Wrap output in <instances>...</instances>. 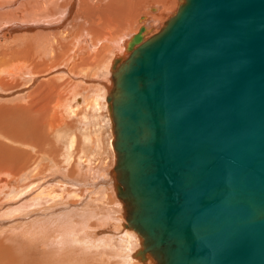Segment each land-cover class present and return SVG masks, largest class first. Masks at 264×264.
Listing matches in <instances>:
<instances>
[{
    "label": "water",
    "instance_id": "water-1",
    "mask_svg": "<svg viewBox=\"0 0 264 264\" xmlns=\"http://www.w3.org/2000/svg\"><path fill=\"white\" fill-rule=\"evenodd\" d=\"M144 30L113 58L107 95L138 254L264 264V0H181Z\"/></svg>",
    "mask_w": 264,
    "mask_h": 264
},
{
    "label": "bare ground",
    "instance_id": "bare-ground-1",
    "mask_svg": "<svg viewBox=\"0 0 264 264\" xmlns=\"http://www.w3.org/2000/svg\"><path fill=\"white\" fill-rule=\"evenodd\" d=\"M134 1L136 0H89L87 3L84 0V4L88 5L83 6L81 0H0V111L9 109V112L19 115L24 111L33 117V122L35 113L41 111L36 114L45 122L48 115L60 122L65 113L76 105L79 106L75 108H79L91 104L94 111L101 110L99 116L105 120L109 117L112 121L107 95L113 81L110 77L113 58L116 55L126 56L127 40L142 26H145L143 33L160 29L181 0H174L176 6L166 19L162 18L165 10L163 13L158 11L161 2L166 6L171 0H155L146 5V11L137 17L130 14V6ZM81 7L88 14L94 15V19L88 15L86 19L82 17L79 11ZM161 20L163 22L160 26L157 21ZM99 23L100 31H93ZM86 24L89 28L85 27ZM134 24L137 25L136 28ZM12 96L19 101L15 100L13 103L10 98ZM5 101L8 104L2 103ZM10 102L14 105H9ZM27 114L24 118H30ZM28 123L30 124L29 121ZM8 126L11 127L10 124ZM32 127L36 129V126ZM5 130L13 139L15 130L7 126ZM69 144L72 145V141ZM56 171L62 177L59 183H68L65 188L50 186L48 179L42 175L38 176L40 181L32 186V179L24 171L20 175H23L25 183L22 181L20 185V179L16 178L19 189L6 192L2 197V190L13 180L10 178V171L0 165V255L7 258L3 264H82L86 257L87 260H94L95 264H129L131 262L128 263V260L133 255L142 264L146 261L147 264L152 263L147 260L148 257L156 264L149 253H144V258L138 254V251H142L141 237L127 226L125 202L119 195V184L113 167L107 173L101 172V168L94 169L93 178L98 179L92 182L88 173L77 181L70 175H76L78 171L68 168L70 173L65 168H57ZM62 172L69 176H64ZM48 176L52 178L56 175ZM106 179L113 183L121 202L119 204L118 201L116 207L121 209L122 205L123 211L115 207H100L99 201L92 206L84 203L76 206L77 203L73 205L69 201L75 195L77 198L82 195L85 197L84 193H87L84 189L80 192L76 188L79 191L76 194V190L72 191L69 185L80 186L82 182H90L89 184L94 183L98 187L105 185ZM46 182L48 184L45 185ZM41 188L43 189L39 191ZM99 193L95 198L103 201L108 192ZM32 225L33 231L28 230ZM58 234L61 237V240L57 238L59 247L63 248L60 254L52 251ZM48 235L50 236L47 237ZM46 240L49 244L52 242V245L48 248L40 247L39 244ZM130 255L132 256L129 257Z\"/></svg>",
    "mask_w": 264,
    "mask_h": 264
},
{
    "label": "rangeland",
    "instance_id": "rangeland-1",
    "mask_svg": "<svg viewBox=\"0 0 264 264\" xmlns=\"http://www.w3.org/2000/svg\"><path fill=\"white\" fill-rule=\"evenodd\" d=\"M136 1H134L135 5L133 4L130 6V14H132L133 17H137V16L141 15L142 13H144L146 11V5L152 4L155 2V0H151V1H149V0H143V1L138 0V2L136 3ZM175 2L176 1L171 0V3L166 4V6L163 4V2H161L160 10L158 11V13L160 11H161L160 13H163L165 10V14L162 15L163 19L164 18L166 19L169 16V14L171 13V11H173V9L176 6V5H174ZM87 3H89V0H87ZM81 4L82 5L84 4V0H81ZM142 4H143V6H142ZM86 5H88V4H84L83 6H86ZM162 5H164V6H162ZM161 8H163V9H161ZM165 8H167V9H165ZM79 11L82 14V17H85V19L88 16H92V18L95 17L92 14H88L84 8L82 9V7L79 9ZM162 20L157 21L160 24V26L163 22ZM99 26H101L100 23L97 24V27H95L93 29V31H96V30L100 31ZM133 26H134V28L137 27V25H135V24ZM138 26H139V24H138ZM85 27L89 28L88 24H86ZM158 29L159 28H156L155 31L157 32ZM155 31L143 33V35H144L143 40H145L147 37H149L150 35L155 33ZM0 42H2V40H0ZM135 46H136V44H135ZM10 98H11V100H13L12 101L13 103H15L14 102L15 100H18L17 97H14L15 99L13 98V96ZM7 100H10V99H7ZM18 101H16V102H18ZM12 102H10L9 105H11V104L14 105ZM2 103L8 104L7 101L2 102ZM76 106L78 107L79 105H76ZM75 107L71 111L66 112L63 119L60 120V122L53 120V117H50L49 115L47 116V119H46L47 122H45L44 119H42L40 117V115H38L41 113V111L36 112L38 114L35 113V119H34L35 121L34 122L32 121L33 117L31 115H29V113L28 114H27V112L25 113L24 111L21 112L23 114L20 113V115L18 113L15 114V113L9 112V109H4V110L0 111V132L5 133V134H0V165L3 168H6L10 171V178H11V180H13L9 183V186L4 187V189L2 190V197L6 194V192H13V191H17L19 189V186L21 185V183L23 181V175H20V174L24 171H26L28 173V176H29L28 178L32 179V181L30 183V185H32V186H35L40 181V179H38V176L42 175V176H44L43 178L48 179L47 182L49 181L48 183L50 186H53V185L58 186L59 185L60 188L61 187L65 188L68 183H65V184H63L62 182L59 183L61 181L60 179L62 177L57 175L58 174V171H56L57 168H58V170H59V168H65L67 171V168H68L69 170L73 169L75 171H78L79 173H76V175H74L73 173H72V175H70V177H73V180H77V181H78V179L79 180L83 179L84 175H87V173H88L89 178H90L89 180L91 182L98 179V178H93L94 174L92 171L94 169L101 168L103 170L101 172H106V173L112 170V167L115 163V152L113 150V146H111L112 145L111 142L113 141V138H114L113 130H112L113 127L111 124L112 121L110 120L109 117L107 120H105L102 118V116H99L98 113L101 110L94 111L91 104L88 106H86V104H85V106L83 105V106H80L79 108H75ZM84 107L86 109L88 107V109H87L88 111ZM25 114H27L26 116L29 115L30 118L29 117H26L28 119L24 118ZM21 115H23V116H21ZM36 115L39 118H37ZM69 117H71V118H69ZM14 119H15V121H14ZM39 119L41 121H39ZM27 120L30 122L31 125L29 123L27 124V122H28ZM11 121L12 122L14 121L15 124L12 123ZM106 121H107V123H105ZM35 122H37L36 125L34 124ZM11 123L13 125H15L16 127L12 126ZM16 123H17V125H16ZM8 124H10L11 127H9ZM105 125H107V126H105ZM5 126H7V128H11V129L15 130L14 132L12 130L13 139H11L9 137V134L5 130ZM32 126H36L37 130L35 129V127H32ZM33 128L36 131L33 130ZM25 129H27V130H25ZM71 141H72V145L69 144ZM103 161H105V162H103ZM69 164H71V165H69ZM27 169H28V171H27ZM80 169H82V170H80ZM67 172L70 173L69 171H67ZM62 173L64 176L68 175L65 172H62ZM49 174H51L53 176L56 175V176L50 178L48 176ZM95 176H98V174H96ZM16 178L20 179V185H18V186L16 184V180H17ZM53 179L54 180L56 179V181L54 182ZM23 182L25 183V181H23ZM47 182L45 183V185L48 184ZM105 182H106L105 185H101V186L98 185V187H96V185L94 183L89 184L90 182H88V183L82 182L83 184H81L80 186L78 184H76V185L74 184L72 187H71V185H69V188H71V190L74 192H75L76 188H79L78 190L80 192L82 191V189H84V192H87V193L83 192L85 194L84 195L85 197H83V195H82V197L79 196L77 198L75 195L69 201H71L73 205H76L75 203H77L76 206H79L78 204H81V203H84L88 206H92L96 202L99 201L100 207L110 208V209H112L113 207H115V209L118 208L116 206H117V202L119 201V198L116 195V189H115L113 183L110 181V179H106ZM93 184L95 186H93ZM102 186H103V188H102ZM100 187L102 190L100 189ZM112 187H113V189H112ZM88 188H89V190H87ZM42 189L43 188L39 189V191H41ZM78 190H76V192H75L76 194H77V192H79ZM90 190H91V192H90ZM98 191L99 192L101 191V193H103L105 191V192H108L109 194L108 193H107L108 195L106 194L107 197L105 199H103V201L99 200V198H97V200H96L95 196L97 197L100 194ZM92 192H94L95 194ZM109 195H112L113 198H111V196L109 197ZM2 197H0V200L2 199ZM107 198H111V199H107ZM109 203H111L112 205ZM118 203L120 204L121 202L119 201ZM119 211H123L122 205H121V209H119ZM77 215H78V213H77ZM29 227L30 228L28 230L33 231L32 230V228L34 229L33 225L29 226ZM126 230H128V229H126ZM56 231H59V230L56 229ZM49 236L50 235H48L47 237H49ZM55 238L56 239L54 240V244H53L54 248L52 251L56 252V254L59 252V254H60V251L63 248L59 247V243H58L57 238H59V240H61V237L58 234L57 237H55ZM34 239L37 240L36 238H34ZM138 239H139V237H138ZM35 243L37 244V242H35ZM51 243L49 244V241L46 240L45 242H42V244H41L42 246L40 244H39V246L48 248L49 245H52ZM69 246H70V243H69ZM29 247H31V246H29ZM136 250H134L133 252L135 253ZM131 256L132 255H130L129 257H131ZM133 256L131 257L132 259H129V257H128V259H129L128 263L131 262L129 264H136L138 262L139 263L141 262L138 260L137 257H135V256L133 257ZM6 259L7 258H5V256L0 255V264H3L6 261ZM103 259H105V258L103 257ZM133 260H135L136 262ZM147 260H150L152 262L151 264H154V262L149 257ZM112 262H113V258H112ZM86 263L87 264H95L94 260H92L90 258L87 260V257H86V260H84V262L82 264H86ZM147 263H148V261H146L145 264H147ZM98 264H99V262H98ZM105 264H107V263H105ZM140 264H142V262Z\"/></svg>",
    "mask_w": 264,
    "mask_h": 264
}]
</instances>
